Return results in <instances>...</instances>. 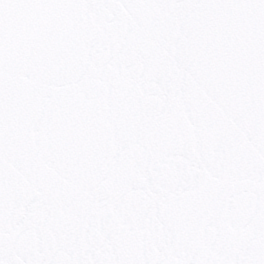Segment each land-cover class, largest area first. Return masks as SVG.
<instances>
[{
    "label": "snow or ice",
    "instance_id": "6c2138e0",
    "mask_svg": "<svg viewBox=\"0 0 264 264\" xmlns=\"http://www.w3.org/2000/svg\"><path fill=\"white\" fill-rule=\"evenodd\" d=\"M0 264H264V0H0Z\"/></svg>",
    "mask_w": 264,
    "mask_h": 264
}]
</instances>
